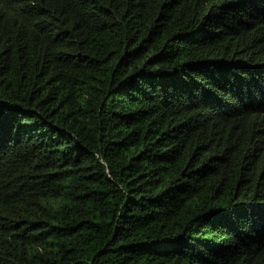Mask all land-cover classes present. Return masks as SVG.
<instances>
[{
	"label": "trees",
	"instance_id": "1",
	"mask_svg": "<svg viewBox=\"0 0 264 264\" xmlns=\"http://www.w3.org/2000/svg\"><path fill=\"white\" fill-rule=\"evenodd\" d=\"M0 264H264V0H0Z\"/></svg>",
	"mask_w": 264,
	"mask_h": 264
}]
</instances>
